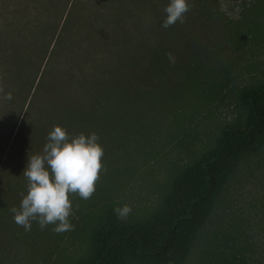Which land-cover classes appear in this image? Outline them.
<instances>
[{"label": "trees", "instance_id": "1", "mask_svg": "<svg viewBox=\"0 0 264 264\" xmlns=\"http://www.w3.org/2000/svg\"><path fill=\"white\" fill-rule=\"evenodd\" d=\"M168 3L16 0L10 5L0 24V78L10 83L3 94H12L5 100L13 114L0 123L1 153L9 144L0 173L25 169L29 156L42 153L53 125L69 135L95 132L104 150L102 174L133 169L130 159H145L153 140L165 134L163 121L177 118L168 107L190 101L180 87L189 91L198 79V63L181 65L182 46L192 41L194 24L205 27L219 16L218 0H188L185 22L165 29ZM237 38L245 39L239 33ZM170 76L178 84L166 88ZM237 102L242 124L219 127L212 145L170 176L160 205L143 219L119 221L107 206L92 209L93 197L70 196L88 227L87 254L72 264H217L210 260L212 239L203 232L205 224L229 190L256 173L264 180V169H254L264 160V80L241 88ZM22 174L20 186L8 191L13 197L0 200V226L29 244L55 232L54 225L41 230L32 221L26 231L15 223L10 209L20 206V194L27 191ZM258 205L244 235L249 244L244 241L236 256L219 257L220 264H264V203Z\"/></svg>", "mask_w": 264, "mask_h": 264}, {"label": "rangeland", "instance_id": "2", "mask_svg": "<svg viewBox=\"0 0 264 264\" xmlns=\"http://www.w3.org/2000/svg\"><path fill=\"white\" fill-rule=\"evenodd\" d=\"M15 1L0 0V24ZM218 1L219 16L214 17L216 20L205 27L194 24L192 41L182 43V67L185 65L188 69L198 63V79L187 87L189 91L180 87L184 97L190 98L189 103L176 101L168 107L177 114V118L169 117L163 121L165 134L153 140L145 159L129 160L133 169H112L113 172L104 174L106 170H101L103 182L98 180L96 183L100 190L96 188L93 200H90L92 209L107 206L115 213V208L128 205L131 212L126 218H119L115 213L119 221L143 219L160 205L170 176L197 153L210 147L219 127L242 124L238 91L264 80V0ZM255 6L260 7L255 9ZM214 7L212 5L211 8ZM26 9L31 12L33 7L27 6ZM251 22H256V27ZM238 33L245 39L239 40ZM176 83L178 79L170 76L166 88ZM0 87L8 88L10 83L0 78ZM3 97L4 94L0 93V123L9 122L13 114ZM14 101H20L18 95L14 96ZM4 142L0 140V165L9 145L7 143L1 153ZM254 169H264V160L260 167ZM23 171L1 170L0 200L4 201L6 197L9 201L13 197L8 191L20 186L18 178ZM239 186L225 194L222 205L219 204L204 226V234L207 231L212 239L210 260L213 263L220 264L219 257L227 254L236 256L242 252L241 246L246 241L244 235L253 223L251 219L255 217L258 204L264 203V180L259 173ZM83 214L74 211V216L70 217L74 230L48 234L29 244L13 239L11 233L0 226L3 264H72L84 257L88 250V227L84 225Z\"/></svg>", "mask_w": 264, "mask_h": 264}, {"label": "clouds", "instance_id": "3", "mask_svg": "<svg viewBox=\"0 0 264 264\" xmlns=\"http://www.w3.org/2000/svg\"><path fill=\"white\" fill-rule=\"evenodd\" d=\"M189 11L188 0H169L162 27L184 23ZM167 56L170 62H175L171 52ZM3 91L0 87V93ZM3 98L11 100L12 94L9 92ZM99 139L95 132L87 136L82 132L69 135L67 129L53 125L42 153L29 156L23 171L27 191L20 194V206L10 209L18 226L30 231L32 221H36L41 230L54 225L57 234L74 230L70 222L74 216L70 196L88 200L95 193L104 156ZM114 211L119 218H126L131 207L124 205Z\"/></svg>", "mask_w": 264, "mask_h": 264}]
</instances>
